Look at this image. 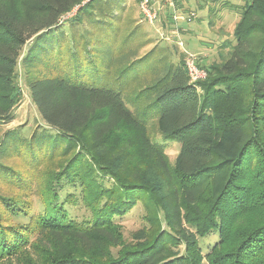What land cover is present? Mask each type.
Masks as SVG:
<instances>
[{
  "label": "trees",
  "instance_id": "16d2710c",
  "mask_svg": "<svg viewBox=\"0 0 264 264\" xmlns=\"http://www.w3.org/2000/svg\"><path fill=\"white\" fill-rule=\"evenodd\" d=\"M29 1L21 12L0 0V126L16 117L20 76L42 121L30 137L1 136L0 185L14 193L0 192V259L264 264V0L245 5L220 57L198 59V82L179 45L159 46L127 0ZM164 1L171 24L178 1ZM225 8L235 5H209L210 25ZM168 141L180 143L173 163ZM144 200L165 228L130 245L118 219ZM79 201L90 217L73 215Z\"/></svg>",
  "mask_w": 264,
  "mask_h": 264
},
{
  "label": "rangeland",
  "instance_id": "374dc122",
  "mask_svg": "<svg viewBox=\"0 0 264 264\" xmlns=\"http://www.w3.org/2000/svg\"><path fill=\"white\" fill-rule=\"evenodd\" d=\"M7 1L11 6H13L14 9H18V11L21 12H27L28 9L32 7L31 2L29 0ZM175 1H178V4L175 5L177 6V8H180V10L174 13H180L178 15H181L185 20L173 21V23L170 22L171 24H169V22H166L164 24L162 20V22L158 21L154 24H150L142 19L143 22H141L140 24L145 29V31L151 34L154 40L159 42V46L169 45L174 50L175 46L177 45L176 43L179 40H182L184 42V47L188 51L197 54V56L199 57V61L201 60V63L206 66H209L215 59L220 57L219 46L221 44H223L225 41H228L230 45H233L235 43V40L233 39L235 23L239 19L240 14L244 9L245 5L250 2V0H216L215 2L213 0ZM223 1H230L232 4H234V10L231 8H225L221 11H217V15L215 14V17H213L215 23L214 25H210L209 5L212 4V6H215V8H221ZM127 4L128 6H130V14L136 18L138 17L136 20L140 21V9L139 4H137V0H127ZM166 5L167 3L164 2V8L162 12H166ZM192 12L195 13V17L191 21H187V16H189V14ZM173 27L174 32L178 33L176 37L170 36ZM161 32L165 34L164 39L160 34ZM153 45L154 43L148 46V49H150ZM178 52L180 55L183 54L185 57L184 51L181 47L178 48ZM227 52L228 50L226 49L224 53ZM173 59L177 60L176 56L173 57ZM18 68L20 74H22V64H20ZM18 81L21 89V95L20 102H18V106L15 108L16 117L11 123L0 126V140L2 134L6 130H18L19 133L22 134V136L30 137L31 134L36 130V128H38L42 124L36 107L33 101H31L30 93L27 86L25 85L23 77L20 76L18 78ZM157 139L161 140V136L159 134L157 135ZM167 144L168 147L166 149V153L169 157L170 162L173 163L175 161L177 153L180 150V143L177 141H168ZM1 150L2 149L0 148V151ZM134 153H136V155L140 159H142L144 156L141 151H136ZM4 159L5 163L14 164L17 166H21L22 163V160L20 159ZM2 188L7 189L8 193H14V190L4 187L2 185H0V192H4ZM71 192L77 196V199L82 201L81 190L79 187H65V189L63 190V194ZM22 194L23 199L30 201L31 205L33 204V208L37 211V208L40 207L38 197L36 195H32V193L27 192ZM147 208V202L145 200L144 203L139 201L138 204L125 217L118 219V222L121 223L124 239L130 245L131 243L139 240L141 236H151L153 233H156L157 230H163L165 228L164 224L160 225V221L156 223L148 219L151 214L149 209ZM69 209H71L73 215L80 220L83 218H87L88 216L90 217V212L80 201L77 203L76 206L70 207ZM14 221L22 222L23 219L17 218ZM117 248L119 249L121 248V246H117ZM180 249H184L183 245L180 246ZM180 249L178 250L181 251ZM29 251L30 249H26V253L28 252L29 256H33L32 252L29 253ZM0 264H25V259L18 255L9 259H0Z\"/></svg>",
  "mask_w": 264,
  "mask_h": 264
},
{
  "label": "built area",
  "instance_id": "2783aa9c",
  "mask_svg": "<svg viewBox=\"0 0 264 264\" xmlns=\"http://www.w3.org/2000/svg\"><path fill=\"white\" fill-rule=\"evenodd\" d=\"M164 0H140L139 2V9L142 15V19L150 24H154L155 22L161 21L162 22V15H163V8H164ZM170 4L172 7L174 6V0H170ZM76 10H72L71 12L67 13L62 17V21L69 19L71 16L75 14ZM173 19L177 20H185L181 15L174 13ZM178 35L177 32H174ZM163 39L165 38V34L163 32L160 33ZM177 44L183 49L185 57L184 62L190 80L192 82H198L200 80H204L207 77V72L204 68L200 67L198 64L199 57L197 54L188 51L184 47V42L179 40Z\"/></svg>",
  "mask_w": 264,
  "mask_h": 264
},
{
  "label": "crops",
  "instance_id": "0c3cea01",
  "mask_svg": "<svg viewBox=\"0 0 264 264\" xmlns=\"http://www.w3.org/2000/svg\"><path fill=\"white\" fill-rule=\"evenodd\" d=\"M164 17H166V13H165V14L163 13V15H162V19H161V20H163V19H164Z\"/></svg>",
  "mask_w": 264,
  "mask_h": 264
}]
</instances>
